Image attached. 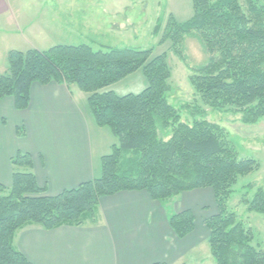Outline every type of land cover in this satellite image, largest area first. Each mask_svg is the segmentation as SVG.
I'll use <instances>...</instances> for the list:
<instances>
[{
	"label": "trees",
	"instance_id": "16d2710c",
	"mask_svg": "<svg viewBox=\"0 0 264 264\" xmlns=\"http://www.w3.org/2000/svg\"><path fill=\"white\" fill-rule=\"evenodd\" d=\"M193 16L184 23L169 17L162 39L171 41L181 57L186 36L199 40L210 56L190 77L200 104L175 109L168 103L171 70L166 54L152 58V50L90 46H54L46 51H9L7 72L0 73V100L11 97L17 110H25L32 84L76 86L87 96L89 111L99 127L117 139L101 158L98 178L45 195L32 172H14L7 193L0 194V264H32L14 246L17 231L27 226L53 230L96 222L99 200L119 192L144 191L165 204L184 192L209 188L218 212L205 221L208 245L216 264H264V250L252 246L249 227L227 208L239 177L259 169L251 158L239 159L218 125L204 120V108L240 113L254 125L264 118V0H191ZM141 70L147 87L122 97L104 91ZM200 117L191 125L181 112ZM14 167L30 169L29 155L12 159ZM248 188L252 185H247ZM242 202L247 210L264 214V189ZM179 239L194 230V217L183 211L168 217ZM165 264V263H155Z\"/></svg>",
	"mask_w": 264,
	"mask_h": 264
},
{
	"label": "crops",
	"instance_id": "0c3cea01",
	"mask_svg": "<svg viewBox=\"0 0 264 264\" xmlns=\"http://www.w3.org/2000/svg\"><path fill=\"white\" fill-rule=\"evenodd\" d=\"M4 11L6 5L0 0V13ZM3 22L0 18V24ZM15 24L18 26L8 28L17 34L20 27ZM8 39L7 34L0 38L2 74L8 69V52L19 50L17 42L29 50L46 51L25 38V42L18 39L16 43ZM82 93L74 86L34 83L25 110H17L11 97L0 100V194L11 187L14 172H32L50 197L100 176L101 158L116 142L112 133L107 144L100 140L103 131L87 113ZM84 99L87 102V96ZM19 154L30 156L29 170L12 165ZM183 211L192 213L194 230L179 239L168 217ZM217 212L209 188L184 192L165 204L152 200L144 191H124L99 200L94 223L53 230L27 226L16 232L13 244L32 264H204V259H214L205 221ZM205 251L208 253L203 256Z\"/></svg>",
	"mask_w": 264,
	"mask_h": 264
},
{
	"label": "rangeland",
	"instance_id": "374dc122",
	"mask_svg": "<svg viewBox=\"0 0 264 264\" xmlns=\"http://www.w3.org/2000/svg\"><path fill=\"white\" fill-rule=\"evenodd\" d=\"M6 11L0 13L3 24L0 38L7 34L9 43L25 38L32 46L48 50L50 46L87 45L95 51L109 48H134L152 50V58L166 54V61L171 70L170 86L167 93L168 103L175 109L184 105L200 104L190 83V77L196 69L206 65L210 56L204 51L199 40L186 36L181 46V57L175 54L171 41L162 39V28L169 17L178 23L187 22L193 16L191 0H1ZM64 6V7H57ZM65 14H59V13ZM7 21V22H6ZM19 23V33L13 28ZM10 23V24H9ZM162 28L155 33V27ZM12 31V32H8ZM20 34V35H19ZM12 35L15 36L12 38ZM21 36V37H20ZM7 41V40H6ZM27 43V42H26ZM39 44L41 47H39ZM19 52L29 50L27 45L17 42ZM20 46V47H18ZM9 48H12L9 46ZM12 51V50H11ZM16 51V50H14ZM0 53L2 48L0 46ZM3 56L0 54V59ZM7 58V56H6ZM2 72V71H0ZM147 87V80L141 70L128 75L104 91H112L122 97L139 94ZM74 89L79 91L76 86ZM84 98L86 94H81ZM85 109L89 111L86 100ZM93 119L90 112H88ZM204 120L218 125L227 133V139L236 150L239 159H254L259 169L246 176L239 177L233 192L227 200L229 211L237 215L238 221L252 231V246L264 250V214L250 212L242 202L245 196L251 200L257 189H264V118L254 125L242 122L240 113L216 111L205 107ZM181 122L191 125L200 117H191L182 111ZM97 127L94 122L92 124ZM100 140L106 142L111 137L107 127H100ZM117 143V139L114 140ZM247 185H252L248 188ZM208 252H202L205 256ZM211 257V256H209ZM204 264H216L214 259H204Z\"/></svg>",
	"mask_w": 264,
	"mask_h": 264
}]
</instances>
